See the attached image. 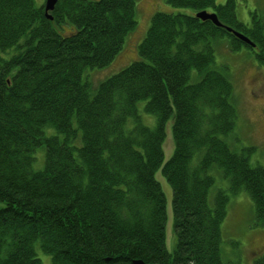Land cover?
<instances>
[{
    "label": "trees",
    "instance_id": "16d2710c",
    "mask_svg": "<svg viewBox=\"0 0 264 264\" xmlns=\"http://www.w3.org/2000/svg\"><path fill=\"white\" fill-rule=\"evenodd\" d=\"M164 1L192 13H154L138 58L92 90L85 70L120 54L137 0H58L51 19L45 2L0 0V264H44L38 251L50 264H240L222 250L221 226L241 191L252 228L264 229V169L239 143L230 70L215 60L225 41L264 66V19L242 24L235 0ZM203 11L222 27L195 17ZM159 170L171 189V252ZM215 178L227 188L209 202Z\"/></svg>",
    "mask_w": 264,
    "mask_h": 264
},
{
    "label": "rangeland",
    "instance_id": "374dc122",
    "mask_svg": "<svg viewBox=\"0 0 264 264\" xmlns=\"http://www.w3.org/2000/svg\"><path fill=\"white\" fill-rule=\"evenodd\" d=\"M36 7L44 4L45 0H33ZM226 0H216L217 5L225 4ZM235 14L239 22L250 26L253 15L264 19V0H235ZM183 12L191 14L190 9L172 8L164 0H137L136 20L137 25L130 33L123 44L119 55L109 66L101 70H85L83 79L89 82L92 90L103 80L117 74L122 69L134 62L137 57V46L144 37L150 19L154 13ZM215 60L217 64H224L229 67L230 78L235 91V102L238 111V119L235 134L243 147H253L255 150L250 157L252 166H260L264 169V66L256 63L251 52L243 48L239 52L228 50L225 41H220L215 47ZM144 103L138 104L141 120L146 126L153 128L155 118L145 114ZM172 119L165 128V140L163 142V162H166L173 152V140L171 134ZM49 134V131H45ZM43 153V150H40ZM38 154V153H37ZM38 156V157H37ZM35 163L36 170L42 168V155H37ZM41 166V167H40ZM40 167V168H39ZM155 179L160 184L165 196L166 209V249L171 252L174 247V233L172 226L171 211V189L166 180L162 177L160 170L155 173ZM216 180L215 187L209 193L211 202L214 190L220 187ZM253 204L246 192L241 191L236 196L229 198L227 214L221 226L222 250L228 252L240 262V264H253V261L264 252V229L252 228ZM173 233V234H172ZM236 243V247H232ZM40 262L50 264V258L38 251Z\"/></svg>",
    "mask_w": 264,
    "mask_h": 264
},
{
    "label": "water",
    "instance_id": "95a60500",
    "mask_svg": "<svg viewBox=\"0 0 264 264\" xmlns=\"http://www.w3.org/2000/svg\"><path fill=\"white\" fill-rule=\"evenodd\" d=\"M58 0H45V13L47 15L48 12L52 11L55 7V4L57 3ZM48 19H51L50 16H46ZM195 17L197 19H200L202 21L205 20H209L211 21L215 26L217 27H222L221 24L218 22L216 15L215 14H207L206 12H198L196 13ZM227 31L231 32L230 29H227ZM238 39H240L241 41H243L246 44H251L250 41L243 37L241 34L238 33H233ZM252 46H254L253 44H251ZM131 264H144L141 260H134L131 262Z\"/></svg>",
    "mask_w": 264,
    "mask_h": 264
}]
</instances>
